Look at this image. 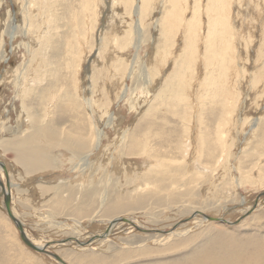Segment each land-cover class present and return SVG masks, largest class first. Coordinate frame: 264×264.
I'll use <instances>...</instances> for the list:
<instances>
[{"label":"rangeland","instance_id":"rangeland-1","mask_svg":"<svg viewBox=\"0 0 264 264\" xmlns=\"http://www.w3.org/2000/svg\"><path fill=\"white\" fill-rule=\"evenodd\" d=\"M0 161V264H264V0H0Z\"/></svg>","mask_w":264,"mask_h":264},{"label":"bare ground","instance_id":"bare-ground-1","mask_svg":"<svg viewBox=\"0 0 264 264\" xmlns=\"http://www.w3.org/2000/svg\"><path fill=\"white\" fill-rule=\"evenodd\" d=\"M223 2V1H222ZM228 3V2H227ZM226 3V4H227ZM140 8V7H139ZM135 12L137 13L138 12V8L137 10H135ZM210 12V11H209ZM208 12V13H209ZM209 20V18H208ZM196 21V20H195ZM221 21V19L217 18L216 19V22H219ZM214 22H212V25H213ZM220 24V23H219ZM211 26V24L208 26V33H209V27ZM224 27V25H222ZM214 27V26H213ZM230 27V26H229ZM197 28V27H196ZM225 28V27H224ZM195 29V28H194ZM223 29V28H222ZM198 30V29H197ZM224 32V31H223ZM198 33V32H197ZM200 33V32H199ZM226 33V32H225ZM212 34V32H211ZM199 35V34H198ZM227 35V34H226ZM230 35V34H229ZM209 36V34H208ZM208 36H206V40L209 39ZM214 38V37H213ZM221 39V38H219ZM210 41V40H208ZM212 41V40H211ZM187 76V75H186ZM189 77V76H188ZM235 103H233L234 105ZM23 108V107H22ZM33 119L30 121V124L33 123ZM37 125V124H36ZM36 134H43L44 138H45V142H46V139L50 140L51 141V144L53 145H57V143H59L58 140L59 137L57 136V133H53L50 131V133H45V129H43L42 133L40 131H36V132H33L31 134H28L26 136H24V138H20V136H13L12 139H10L11 141H9V143L7 142V144H9V147L11 148V150L13 149V151L16 152L17 154V150L15 149L16 147H18L22 142L24 143H27V142H32L33 141V135H36ZM22 137V136H21ZM75 140V143L72 145V142H71V138L69 137H66L65 138V142L64 144L66 143V145L70 148L71 152L72 153H75L77 155H80L82 154L86 148H87V142L84 138L79 139V138H73L72 141ZM78 141V143L76 142ZM47 143V142H46ZM4 144V143H3ZM62 144V143H61ZM2 145V144H1ZM52 145V146H53ZM65 145V147H66ZM56 146V147H57ZM43 147V146H42ZM8 148V147H7ZM4 149V148H3ZM43 148L41 147H32L30 149V151H28V149H25V151L27 152V155H26V161H27V164L23 161V158L22 157H19L18 154L16 155V162H18L21 165H23L24 167H35V166H39V167H42V166H45L47 164V161H46V155L43 154L44 151H42ZM7 150V149H6ZM79 151V153H77ZM14 152V153H15ZM15 157V156H14ZM49 159V158H48ZM5 164V163H4ZM3 164L2 161H0V179L2 178V176L6 175L8 176V170L6 168V166ZM198 167V165H195ZM41 169V168H40ZM35 170V169H34ZM33 170V171H34ZM6 177V176H5ZM193 177V176H192ZM5 179V178H4ZM11 183V184H10ZM153 183V182H152ZM155 183V182H154ZM158 183V182H157ZM159 184V183H158ZM161 184V183H160ZM159 184V185H160ZM175 184V183H174ZM4 186V190L5 192L7 193L8 197H9V208H10V211L11 213L14 215L15 219L18 220L16 218V215L14 214V211L12 210V189H11V186H12V182H10L9 180H6V182L3 184ZM87 192V191H86ZM88 193V192H87ZM3 196V195H1ZM87 196V195H86ZM89 196V195H88ZM4 198V196H3ZM104 199V198H103ZM107 204L104 206V209H103V212L106 214H112L114 211H117L115 210L116 206H121L123 205V202H116L118 204H116L115 202H111L110 200H107ZM4 202V201H3ZM85 205V204H84ZM87 203L85 205V208L87 207ZM5 207V206H4ZM82 208H80L81 210ZM7 212V211H6ZM78 212V211H77ZM79 213V212H78ZM8 215V213H7ZM8 217L10 218V216L8 215ZM118 219V218H116ZM116 219H112L111 221V224H110V227H112V225L114 224V220ZM10 220L14 223V221L10 218ZM19 221V220H18ZM208 221V220H207ZM15 224V223H14ZM16 225V224H15ZM24 229V228H23ZM25 232V231H24ZM26 233V232H25ZM26 235L28 236V234L26 233ZM29 238V237H28ZM21 239V238H20ZM30 240V239H29ZM31 241V240H30ZM23 242V241H22ZM33 242V241H31ZM24 243V242H23ZM25 244V243H24ZM34 245H36L37 243H34ZM38 248H41L43 247V245H36ZM30 248V247H29ZM36 251V250H35ZM233 252V248H230L228 247V249L224 250V251H216V252H212V253H208V252H204V253H200L194 257H192L190 260H188L185 264H248V263H245L247 262L246 259L244 258L243 254H238V257L241 258V260L238 258V257H235V258H232V259H225L223 254L224 255H229L230 253ZM231 255V254H230Z\"/></svg>","mask_w":264,"mask_h":264},{"label":"water","instance_id":"water-1","mask_svg":"<svg viewBox=\"0 0 264 264\" xmlns=\"http://www.w3.org/2000/svg\"><path fill=\"white\" fill-rule=\"evenodd\" d=\"M3 195V201H4V206L5 209L8 213V215L10 216V218L14 221V223L16 224V227L19 231V236L21 238V240L31 249L36 250V251H40V252H45V248L41 247L38 248L36 245H34L28 238V236L26 235V233L24 232L22 223L18 220L15 219L14 215L11 213L10 208H9V197L7 195V193L4 190V186L3 183L0 179V196ZM204 218L208 219V220H217V221H223V222H228L227 220L223 219V218H218V217H213V216H206L204 215ZM55 258L58 259V261H60L62 264H67L62 258H60L58 255H54Z\"/></svg>","mask_w":264,"mask_h":264}]
</instances>
